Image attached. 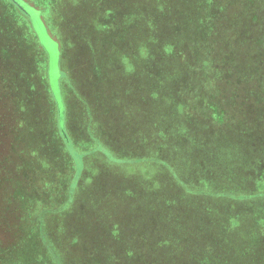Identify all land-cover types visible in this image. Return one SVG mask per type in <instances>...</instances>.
<instances>
[{"label": "rangeland", "instance_id": "rangeland-1", "mask_svg": "<svg viewBox=\"0 0 264 264\" xmlns=\"http://www.w3.org/2000/svg\"><path fill=\"white\" fill-rule=\"evenodd\" d=\"M129 1L132 0H123V3L128 4ZM151 1L154 4L155 0ZM165 1L162 0V3ZM75 2L61 3L58 5V11L56 9L58 20L54 28L57 27L56 32H59V35L52 32L53 26L50 23V19L53 18L52 13L50 17H40L50 37L54 38L57 35L62 38V40L57 39L56 51L52 44H47L45 48L48 55L46 77L55 108L52 111L56 113V125L60 127L56 101H60L63 106L60 83L61 78L65 76V69L63 57L60 59V51L65 48L71 59L69 72L76 74L72 78L81 74L84 69H87L91 75L88 84L77 81V85L85 92L84 97L82 93L79 96L90 108V114L96 121L95 130L102 134V144L93 146L87 138L83 145L82 142L77 144L70 139L69 142L66 141V147H58L56 144L55 148L49 146L46 149V143L50 144L52 138L50 131H47L46 135L49 136H46V140L49 137L50 139L45 142V149L43 148L40 156L47 162L49 169L42 167L39 163L41 157L31 152L32 156H27L28 162L24 169L22 168L23 174L17 173V176L12 171L7 157L2 158L7 152L0 146V234L5 233L1 236L6 238L5 244L8 245L9 240L18 235L22 237L23 234L25 237L23 231H28L27 241L20 245L16 252L18 259L8 260L14 257L10 251L11 246L5 248L6 246L0 245V264H13L17 260L21 264H129L132 261L136 262L135 264H153L151 257L155 253L147 247L152 239L147 235L149 239L147 240L143 233L147 229L150 230V227L143 223L136 225L130 222L139 214L136 208L142 205L141 202L147 205L149 196L139 195L140 201H136L133 197L134 192L140 194L138 191H148L146 186H149L155 178H160L163 169L159 170L150 163L138 159L142 157L136 154L140 153L149 158L151 150H154V143L158 142L157 134L166 135L171 141L176 140L181 150L180 156L189 159L185 160L182 166V172L185 173H178V178L196 188L224 190L229 184H233L235 188L242 176L248 178L259 174V169L254 165L252 169L249 167L250 161H255V156L239 143L242 140L248 146L252 145L254 140L247 132L242 135L241 121L235 123L229 118L231 114L237 112L241 104L239 101L245 102L241 108L249 114V121L253 119L255 113H258V116L264 114V54H260L264 51V23L261 20L253 23L250 14L241 16L242 12L239 11L242 8L239 3H236L233 9L226 11L222 4L215 0H171L167 14L169 17L166 23L163 22L165 25L161 28L162 36L158 39L159 44L147 40V45L144 47L132 37L127 44L126 52H120L116 60L114 59L117 65L104 70L107 56L103 50L107 42L99 30L94 29V23L87 20V5H80L78 0ZM252 2L253 6L261 8L263 0H251ZM133 6H136L135 3ZM260 8L258 11H261ZM250 9L252 11V6ZM165 18L164 16L163 19ZM22 19H19L20 24L25 21ZM250 22L251 25L247 29ZM167 24H175L179 31L172 32L173 28H168ZM34 31L36 32L35 29ZM35 34L42 45L37 32ZM82 35L84 41L81 43ZM240 36H243V40ZM24 38L33 42L30 31L24 33ZM63 42L66 43L67 48L64 47ZM166 44L171 46L167 55L164 53ZM120 45L123 47L122 42ZM49 52L55 55L53 65ZM33 58L35 62L42 61L44 53H36ZM155 59L157 61L153 63ZM95 62L98 63L95 65L98 72L93 73ZM88 63L93 64L85 66ZM159 63L169 65L170 76L166 78L167 75H164L166 79H162L163 88L157 90L154 88L152 72L155 75L157 70L160 74L163 73ZM223 68L229 72L227 75L229 82L225 81L227 77L226 72L222 71ZM179 97L180 100L177 101ZM28 102L36 103V98L29 99ZM78 106L79 108L69 104L67 108L69 115L75 114L76 119L81 115L83 105L78 104ZM250 106L252 108L248 109ZM223 114L224 123L222 118L218 117ZM52 117L50 111H47L46 118L55 122ZM76 119L70 120L69 123L76 124ZM32 121V118L21 116V128L18 127V131H23L27 139ZM45 122L43 119L39 121V123ZM1 124L2 122H0V136L5 139L4 130L7 127L6 124L4 126ZM47 124L49 128L52 127L48 122ZM54 124L53 133L56 137ZM261 125L258 126L260 130L264 129V123ZM247 126L252 127L251 123H247ZM73 130L81 129L74 126ZM181 132L184 134L181 135ZM136 134L138 138L130 137ZM257 135L259 137V133ZM27 144L29 145L28 140ZM259 144L264 146V141L261 139ZM242 151L245 152L241 154ZM62 152H66L67 161H64ZM258 154L259 152L257 156ZM18 155L19 153H15L16 157ZM178 155L177 150L175 160ZM134 156L137 159L131 158ZM237 156L245 164V171L239 168L242 173L238 174L235 171L234 180L232 178L225 184L223 179L230 177L222 178L221 174L228 171L230 173L231 164L235 162ZM71 161L73 166L69 163ZM171 162L174 166L183 163L174 160ZM6 176H10V179L5 180ZM163 177L166 183L174 187V193L170 196L165 195L170 202L168 208L173 205L174 210H180V214L185 207L179 202L183 197L182 191L175 193L177 185L171 174L166 172L161 178ZM122 178H125L126 182L119 181ZM247 181L250 182L249 179ZM250 183L244 186L242 183L237 187L244 188L242 192H246L252 189ZM255 185L259 186V191L264 192V179L259 181V185L257 182ZM14 190L17 200L12 199ZM68 192L69 200L63 203L62 196ZM88 195L95 198L93 208L104 209L109 215L106 216L107 221H98L101 225L106 224L109 227L104 234L106 238L101 243L100 240L94 242L95 238L93 242L79 245L71 241L72 227L86 224L84 221L78 222L76 217L81 215L84 217L87 214L84 206L92 202L85 199ZM171 196L173 197L170 199ZM157 203L147 205L145 208L151 206L152 211V206H156ZM241 203L242 201L239 200L238 207L232 208L231 212L220 214L223 226L231 225L235 221L240 222L239 230H235L240 232V236L237 242L228 243V250L223 249L221 258L215 259L213 264H264V212L256 211V208L249 203ZM56 204L57 206L63 204L68 210L63 212L67 214L61 222L63 224L56 221L52 223L57 224L56 227L49 226L50 236L55 240L46 241L42 234L40 241L38 239L34 241L32 238L37 231V222H34V219L40 218L45 209L57 208ZM151 211L141 215L140 219L145 218V222L151 223L150 215L153 213ZM28 216L33 220L31 223ZM174 216L176 217L174 228L178 231L180 226L183 227L184 221H180L176 213ZM214 218V222L217 223L218 217L214 216ZM48 219L46 216L47 222L51 220ZM115 220L118 222L116 230L111 226ZM99 223L93 224L100 226ZM170 227L171 224L168 225V228ZM223 230L224 235H229L225 229ZM59 233L69 234L70 237L63 239ZM179 236L184 238L179 242L181 245H186V248L172 249L173 253L169 257L165 252L158 253L154 259L157 260L159 256L165 258L166 254V264H203V259H212L218 253V250L214 253L213 246H210L213 245L209 240L210 237H202L191 229L181 230ZM79 242H86L85 237H81Z\"/></svg>", "mask_w": 264, "mask_h": 264}, {"label": "trees", "instance_id": "trees-1", "mask_svg": "<svg viewBox=\"0 0 264 264\" xmlns=\"http://www.w3.org/2000/svg\"><path fill=\"white\" fill-rule=\"evenodd\" d=\"M21 1L23 2L26 1L25 3L28 2L29 3L28 5L34 7L37 10H40V15L42 17H50L51 15L50 13H52L53 18L52 19L49 18L50 23L53 26L52 32L54 34L57 33V35H59L60 33L56 32L57 27L54 28V25H56V20H58L57 18L58 14H56V9L57 11L59 9L58 5L64 2L76 3L75 1L77 0H21ZM150 1L151 0H132L129 1L128 4H126L123 3V0H78V3L80 5L81 4L87 5V6L85 5L87 7L86 10L87 20L92 21L91 23H94L95 25L94 29L99 30V32L103 36V39L105 40V42H107V45L105 46V50H103L107 56L106 57L107 59H105L106 64H104L105 65L104 70H109L107 68L117 65V62H115L116 56L121 54L120 52L123 51L126 52L125 49H127V44L128 42H130L132 37H134L136 41L141 42L142 45H144V47H146L147 45V40L148 42L154 41L159 44L158 39H160V36H162L161 28L165 25L164 23L167 22V19L169 17V15L167 16V14L171 6V0H166L164 3H162V0H155L154 4L153 1H151V3ZM215 1L221 3L222 6L226 9V11L233 9V7H236V3H239V5H241L240 8H242V10L240 9L239 11L240 13L242 12L241 16H246L247 14H250V17L253 18L252 19L253 23L256 20L257 21L261 20V22L264 23V0L262 2L261 8L259 6H253V2L251 3V0H215ZM134 3L136 6H133ZM251 6H252V11L250 9ZM259 8L261 11H258ZM65 14H67V12ZM164 16L166 17L165 19H163ZM19 17L23 18L26 22L24 21V23L20 24ZM167 25L168 28L171 27L173 28V31L171 30L172 32L179 31L175 24H167ZM250 25L251 22L247 26V29H249ZM29 31L33 35V42H30L29 39L26 40L24 38V33L27 34ZM35 33L36 32L34 31V28L32 26L31 20L28 17V15H26L12 0H0V122H2L1 126H4L6 124L7 127L6 130H4L5 139H3L0 136L1 137L0 146H2V148H4L5 151L7 152L2 158L7 157L6 159L11 164V169L13 172H15L16 176L18 175L17 173H22V168L24 169L25 164L28 162L27 156L29 157L32 156L31 152L32 154L41 157L40 153H42V151L45 149V142L48 139H50L49 137L46 140V136H49L46 135L47 131H50V136L52 138L50 140V144H48V142L46 143V149L47 147L49 148V146L55 148L54 146L56 144L58 145V147L60 146L66 147V141L69 142L70 139L77 144L82 142L83 145H84V141H87V138L88 141H90L93 146H100V144H102V134H100L99 131L96 132L95 130L97 128L96 121L93 119V117L90 114V108L89 106H87L85 102H83L85 100L79 96V93L77 91V86L73 78L68 76L67 74L68 73L67 68L70 65V58L68 56V53H66L65 48H63L61 51V55L63 57L62 59L63 67L65 69V74H64L65 76L61 78V87H62L63 96L66 97H70L71 95L76 96V98L78 97L77 99L83 105L81 109L82 110L81 115H79V117L76 119V124H73V127L78 126L79 129L81 130L74 131L72 126L65 123L62 132L61 128L56 125V113L52 111V109H55L53 104L54 101L50 93V87L46 77V73H47V62L45 63L46 53L43 47L41 46L39 40L37 39ZM80 37L82 39L81 40L82 43L84 41V37L83 35ZM240 37L243 40L242 38L243 36ZM57 39L62 40L60 36H57ZM121 42L123 43V47H121L120 45ZM64 45H65L64 47H66V43H64ZM169 50H171V46L169 44H166L165 52H164L165 55L168 54ZM35 52L44 53V60L42 59V61L39 60V62H35L33 58V56L36 54ZM260 54L263 55L264 51H261ZM156 61L157 59H155L153 63H155ZM88 64L91 65L93 63H88ZM95 65H98V63L93 64V66ZM158 65L163 73L160 74V72L157 70L155 75V73L152 72L154 88L157 90L163 88L162 79H166L170 76L169 65H164L160 63ZM225 70H226L225 68L222 69L223 72ZM225 72H226L225 76L227 77L225 81L229 82L227 81V79L229 78V76H227L229 75V72L227 71ZM165 74L167 75L166 78L164 76ZM155 76H156V80H154ZM173 80L175 82L174 78ZM168 83L169 81H167V84ZM35 98H36V103L31 104L28 102L29 99L32 100ZM176 100L179 101L180 97L177 98ZM239 102L241 104L237 108V112L233 113V115L231 114V117L229 119L231 120V122H235V123L236 121H241L242 129H240V132H242V135L244 132H247L248 136L254 140L253 141L254 143L248 146L245 145L242 140H241L242 142L240 141L239 143L241 145H244L246 148H248V150H250V152H252L253 155L255 156L254 157L255 161L251 160L249 167L250 169H252V166L254 165L257 169H259V174L256 176H250V177L248 176V178L242 176L241 181L238 180L237 186H241L242 183L243 186L244 184L248 185V183L251 182L250 185H252V189H248L246 192H242L244 188L241 187L239 188L237 186L233 188V184L231 185L229 184V186H227V188H224V190H217L209 187H203V188L191 187L188 183L178 178L179 177L178 173L181 174L185 173V171L182 172V166L184 165V161L185 160L188 161L189 159L188 157L186 159L185 158L183 159L182 156H180L181 150L177 145L176 140L173 139L171 141L169 140L170 137L166 135L165 136H163L162 134L156 135L158 136L159 139L158 142L154 143V150H151L152 153L148 155L149 158H146L144 155L140 153L136 154L142 157L138 159H142V161H146L150 163L152 166H155L159 170L162 168L163 170H161L160 172L161 177L164 176L167 172L175 178L176 181L175 184L177 185V186L175 185L177 189L175 190V193L177 194L179 190L182 191L183 197L179 202L185 205V207H183L182 213L180 212V214H179L180 210L178 211L174 210L173 205L169 206L168 208L170 202H169V198L166 199L165 195L170 196V194L174 193V187L173 185L166 183L167 181H165L164 177L155 178L154 181L150 182L149 186H146L149 192L148 191L140 192L138 191L140 189L137 190L140 194L134 192L133 197L136 201H140L139 195L145 196L148 194L150 196V197L148 196L147 198L148 206L158 202L156 206H152L153 213L150 215L151 223L145 222L144 221L145 218L140 219V217H142L141 215H143L146 212H149V210L151 211L150 209L151 206L145 208L147 205L144 204V202H141L142 205L139 204L140 206L136 208V211H139V214L134 217L136 219L132 218L130 222L131 224H133L134 222V224L136 223V225H140V223H143L144 225H148L150 227V230L146 228L147 231L146 232L144 231L143 233L146 235L147 240L152 239V241L148 242L147 247L152 249V251L155 253L154 255L151 254L152 255L151 258H153L151 259L153 264H166L165 261L166 254H168L167 257H169V255H172L173 253V251H171L172 249L174 250L176 248H186V245H181L179 242L180 239L181 240L184 239L179 235L181 233V230L184 231L185 229L186 230L191 229V231H195L196 233L198 232V234L202 237L205 236L210 237L209 240L213 243V245L210 246H213L212 249L215 250L214 253L217 250L218 253L217 255H214L213 256L214 258L212 259H207V258L203 259V264H213L215 259L219 257L221 258L222 256L221 251H223V249L228 248L229 246L228 243L237 242L240 236V232L235 231L236 229L239 230V227L241 226L240 222L235 221L231 225L224 224L223 226V224L221 223L220 214L226 211L231 212L232 208L238 207L237 202L239 200L242 201L241 204L249 203L250 205H253L256 208V211L264 212V192L259 191V186L256 187L255 185L256 182L257 185H259V181L261 179H264V146L259 144V141L261 139L264 141V129L262 128V130H260L258 127V126H262L261 124L264 123V114H262V116H258V113H255L253 114V119H250L251 121H249L248 118L249 114L246 112L245 109L241 108L244 106L245 102H241V101ZM22 104H24V107H22ZM250 108L252 107L250 106L248 109ZM47 111H50V114L53 116L52 118L55 119V122H52V120L46 118ZM67 115H69L68 110H66V114L64 118H66ZM21 116H26L28 118L33 119L31 123V130L29 131L28 134V139L23 131H18V127L21 128L20 127ZM223 116L224 114L219 115L218 117H221L224 123ZM41 119H43L46 122L39 123ZM47 122L52 126L51 128L48 127ZM247 123H251L252 127L249 128L247 126ZM53 124L56 131V137H54V133H53ZM154 126H156L155 122H154ZM75 132L78 133L75 134ZM258 133L260 139L257 135ZM8 134H9V138H8ZM183 134L184 133L181 132V135ZM137 135L138 134H136L135 136L130 135V137L136 138ZM27 140L29 142V145L27 144ZM136 150H138V148H136ZM177 150L179 151V155L178 158L175 160ZM17 152L20 155V159H19V155L18 157L15 156V153L18 154ZM66 152L69 153L68 151ZM66 152L64 153L62 152L65 159L64 161L68 160L67 154H65ZM244 152L245 151H242L241 154H243ZM257 152H259L258 154L259 156H257ZM189 157L191 156L189 155ZM238 157L239 156H237L236 158ZM131 158L137 159L135 158V156ZM236 158H235V162H232L230 167L231 174L229 173V171L225 172L224 174H221L222 178H224L225 176L230 177L223 179L225 184L227 183L228 180L231 181L232 178L234 180V177L236 176V172L238 174L242 173L239 171V168H243L242 170H244L246 167L242 160H240L239 158L238 160H236ZM172 160L183 163L181 164L178 163L179 165L174 166L172 164L173 162H171ZM39 161L42 167L49 169V165L45 160H43L42 157L40 158ZM69 163L71 164V166H73L72 161ZM250 171L252 172V170ZM251 172L249 175H251ZM9 179L10 176L5 177V180H9ZM246 179L247 180L249 179L250 182H248ZM223 180H221V182ZM119 181H121L122 183L126 182L125 178H122ZM9 184L11 187H13L11 183ZM132 193L133 192H131L130 194L132 195ZM158 193H160L161 195L157 196ZM68 195L69 192L66 195L62 196L63 197L62 202L63 201L67 202L69 200ZM172 197L173 196H171L170 199ZM130 198L132 197L130 196ZM12 199L17 200L16 190H14L12 194ZM85 199L88 201H92L91 202L92 204L91 203L86 204L84 199H82L86 204L84 207H85V211H87V214H85L84 217H82V215L77 216L76 219L78 222L84 221L86 224H84L83 226L77 224L74 227H72L73 238L71 241L76 242L79 245H83L85 243L88 244L89 242H93V241L98 242L99 240H100L99 242L101 243V241H103L106 238L104 234L107 233L106 231L108 230L109 226L106 224L101 225L98 221L101 222H103L104 220L107 221L108 219L107 217L109 215L106 214V211L104 209L97 210V207L93 208L95 202L93 201L95 200L93 196L88 195V197ZM79 200L81 201L80 198ZM96 204L98 205V203ZM60 205L61 206H57L56 204L57 208L50 207L48 209H45L46 211H44L42 216L41 215L39 216L40 218L34 219V222L35 221L37 222V226H36L37 231L32 238L34 241H36L37 239L40 241V239H42L41 238L42 234L44 235V239L46 241L55 240L54 238L52 239V236H50L51 230L49 229V226L53 225L54 227H56L57 224H52L56 221L57 223L60 224L64 219V216L67 215L64 214L63 212L65 210L66 211L68 210L65 208V206H63V204ZM133 206L135 205L133 204ZM59 207L62 208L60 209ZM175 213L176 215H179L180 221H184L183 227L180 226L178 231L174 228L176 224V217L174 216ZM46 216L47 219L49 218L48 220L51 219L49 222H47ZM214 216L218 217L217 223L214 222L215 220ZM27 218H29V216ZM96 219L98 220L96 221ZM31 221L33 220L30 219L29 222L31 223ZM115 221H113V224H111L114 230L117 229V224H118V222L116 221L115 223ZM94 222L99 223L100 226L94 225L93 224ZM46 223L48 224L46 225ZM169 224H171L170 228H168ZM151 226L153 228H151ZM223 229H225L229 235L226 234L224 235L225 231ZM216 230H218V232H216ZM23 232L25 233V237L24 234L22 235V237L21 235H18L12 240H9L10 243L8 242L9 243L8 245L5 244L7 242L6 238L1 236V234L5 235V233L0 234L1 247L6 246L5 248H7L11 246L10 251L12 252V255H14V257L9 258L8 260L18 259V254L16 252L18 248H20L19 246L25 243L28 238V231L26 230ZM54 232L56 233V229ZM207 232L213 234L215 237L208 234ZM114 233L116 234V232ZM63 234L64 233H59V235L63 236V239H67L70 237L69 234L68 235L66 234L63 235ZM100 235H102V237ZM147 235L149 239L147 238ZM81 237H85L86 242L80 243L79 240L81 239ZM95 238L96 240H93ZM221 238L223 240H221ZM44 249L46 250V247ZM62 249L64 250V248ZM163 252L166 253L165 258L159 256L157 260L154 259L155 255H157L158 253L162 254ZM135 263L136 262L134 261H132L131 263L129 262V264H135ZM13 264H21V263L20 261L17 260Z\"/></svg>", "mask_w": 264, "mask_h": 264}, {"label": "water", "instance_id": "water-1", "mask_svg": "<svg viewBox=\"0 0 264 264\" xmlns=\"http://www.w3.org/2000/svg\"><path fill=\"white\" fill-rule=\"evenodd\" d=\"M31 20L32 26L36 30L38 36L40 37L42 41V46H45L46 48L47 44H52L54 47V50L57 49V43L48 35L47 30L40 18V11L35 9L34 7L28 5L27 3L21 1V0H12ZM51 56V65L54 64L55 55L53 53L50 54ZM50 65V69H51ZM58 105L59 110V120H60V128L63 132V106L61 105L60 101H56Z\"/></svg>", "mask_w": 264, "mask_h": 264}, {"label": "crops", "instance_id": "crops-1", "mask_svg": "<svg viewBox=\"0 0 264 264\" xmlns=\"http://www.w3.org/2000/svg\"><path fill=\"white\" fill-rule=\"evenodd\" d=\"M40 11V10H39ZM40 17H41V15H40ZM56 37H51L56 43H57V35H55ZM57 45H58V43H57ZM42 46V45H41ZM43 47V46H42ZM43 49H44V51H45V53H46V57H47V68H48V55H47V52H46V50H45V48L43 47ZM60 51V50H59ZM62 57V55H61V51H60V59H62L61 58ZM71 60V59H70ZM80 64V63H79ZM90 66V64H87V65H85V66ZM81 67H84V66H81ZM61 68H62V66H61ZM70 68H71V63H70V65H69V67L67 68L68 69V74L70 75V77H73L74 75H76V74H70V72H69V70H70ZM94 72H98L97 71V69L95 68V66H94V71H93V73ZM64 73H65V70H64ZM63 78V77H62ZM82 79V80H81ZM91 79V75H90V73L87 71V69H84V71L81 73V74H79L78 76H76V77H74L73 78V80L75 81V83H76V86H77V91H78V93H79V95L82 93L83 94V97H84V95H85V92H83V90L80 88V87H78V85H77V81L78 82H81L82 84H88L89 83V80ZM60 86H61V83H60ZM61 90H62V87H61ZM78 98V97H77ZM76 98V96H73V95H71L70 97H66V96H63V121H64V124L66 123V124H68V125H70V126H72L73 127V125H72V123H69L70 122V120H75L76 118H75V114H70V115H67L66 116V118H64L65 117V114H66V110H67V108H68V105L70 104L71 106H74V107H78L79 108V106H78V104L79 105H81L82 106V104H81V102L78 100ZM69 99V100H68ZM83 102H85V101H83ZM78 103V104H77ZM86 103V102H85ZM169 104H172V103H169ZM69 112V111H68ZM248 149V148H247Z\"/></svg>", "mask_w": 264, "mask_h": 264}]
</instances>
